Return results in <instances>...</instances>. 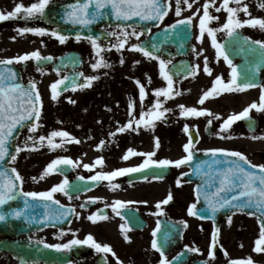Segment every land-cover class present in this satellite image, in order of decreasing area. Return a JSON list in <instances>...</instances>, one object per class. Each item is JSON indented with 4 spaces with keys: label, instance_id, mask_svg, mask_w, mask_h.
<instances>
[{
    "label": "flooded vegetation",
    "instance_id": "obj_1",
    "mask_svg": "<svg viewBox=\"0 0 264 264\" xmlns=\"http://www.w3.org/2000/svg\"><path fill=\"white\" fill-rule=\"evenodd\" d=\"M62 1L64 0H50V3ZM34 2H38V0H0V10L7 12L14 10L17 3L30 6ZM175 2L176 0H171L172 10L164 17L163 22H159L157 27H150V31H142L138 28V32L144 33L139 36L138 41H143L148 39L154 31L160 32L165 29L164 27L176 23L177 20L192 16L197 8L200 9V12L193 19L191 29H189V38L182 39V46H179L181 42H179V36L175 34L172 41L176 47H165V52L160 54L161 58L166 61L171 60L167 67L174 65V71L177 75L173 78V90L181 93L166 101L163 96L160 97L162 101H165L160 110L162 111L163 108L172 110L167 112V114L170 113L169 118L154 121V129L141 124L139 131L128 130L122 133L116 131L117 128L126 125L127 121L132 118L129 115L130 101L135 102L133 115L139 119L141 110L147 111L155 103L156 96L153 90L167 86V81L159 75L158 61L146 57L147 59L141 61L138 68L127 69L132 74L133 80L126 85L128 92L119 93L115 89L111 106H99L97 102L94 104L97 113L93 117H88V114L83 115V122L75 129L76 138L80 141V143L75 144L78 145L79 149L69 150L68 144L72 142L67 138L61 139L65 140L61 147L54 150L48 147L49 157H70L77 164L76 167L71 165L69 170L53 173L59 178V183L63 181L65 176L69 182L68 195L57 192L54 196L64 207L74 208L75 212L80 215L76 216L73 213L60 228H46L29 235L10 237L16 243L33 242L37 245H45L66 243L73 238L84 239L88 233H91L98 242L109 244L116 256L113 257L111 253H97L90 245H78L74 246L70 252L57 251L53 258L51 254L40 251L36 254L40 256L38 258L43 259L29 261L21 260L19 249H16L13 255L5 252L0 253V264H46V262H50V264H105V258L107 264H119V261H122L123 264H159L161 256L159 251L152 248L153 239H156L158 243L163 242L164 253L168 260L172 261V264H203L204 261H209V264H226L234 260H243L238 256L240 251L250 252V257L254 262L264 263V252L254 251L256 246L254 240L259 238L260 226L255 218H251V228L248 230L247 227L244 228L245 217L247 216L243 214H237L241 215L240 217H232L230 225L227 218L218 220L217 227L220 231L216 246L214 249H210L214 231L212 223L210 221L198 223L196 216L188 213L189 206L196 203L194 185L191 182H182L181 186L178 187L176 184L178 178L182 181H188L185 177L180 176L182 172L188 171L187 165L180 167L172 165L156 171L162 174V179H153L154 171H145L135 174L126 173L122 176L113 177L111 181L99 180L98 185L86 183L77 187L71 186L76 179L90 180L88 178L99 171L112 172L120 168L135 167L143 163L145 159H149L144 155L137 154L131 155L128 160H123L122 157L131 147L136 153L155 152L151 159H180L187 154L183 145L188 142L190 136L195 142V148L199 149L196 153H204L211 148H224L246 154L254 164H264V138H252L253 136L264 137V111L252 109L249 113L251 120L244 118L235 121L230 129L224 132L220 130L221 124L229 115L238 114L253 102L260 103L261 92L264 91V50H261L259 45H254L256 50L253 52L249 50V47L253 46V41H264V30H260L258 26L256 28L244 26L237 29L233 37H229L226 31L216 33L217 42L225 45V51L232 59L233 66H236L237 71L241 73L239 79L246 78L255 86L243 91L223 92L219 96L213 95L201 105L199 100L203 92L213 87V82L217 76L222 75L225 82L231 79L232 66L223 57H217L216 49L207 32L202 42L197 39L199 35L198 18L203 14L202 6L205 0H195L191 9L181 0L182 11L179 16L175 12ZM244 2L249 5L251 17L264 18V8L259 7V3L264 2V0H244ZM221 3L222 0H215V6L209 8L210 14L219 18L211 21L210 27L219 28L227 20L228 13L226 10L216 11ZM229 6L236 7L237 5L230 2ZM238 16L241 20L250 18L244 12H239ZM36 20L44 28L53 29V27L43 24L39 18L25 20L23 14L15 19L0 22V60L20 55L21 46L19 42L24 46L34 47L35 34H20L18 29L36 27ZM101 30L104 33L123 31V29H116L115 26L103 27ZM178 31H180L179 28L175 30V33ZM186 31L184 29V32ZM70 40L72 45L58 54L71 49L77 50L82 54L83 64H85L87 53L96 54L88 40L81 39L79 42L75 39ZM111 42L115 44L116 38L109 37L106 42L99 40L101 45H107ZM193 46L200 52L199 56L193 51ZM241 46L243 51L240 50ZM178 49L185 51L183 54H178L176 51ZM51 56L56 57L57 54ZM142 56L144 55L142 54ZM204 57L208 58V67L212 70L211 75L203 71ZM197 64L200 65L198 74L195 76L187 75L189 68ZM13 65L21 70L27 65V62L16 63L14 61ZM180 72L186 75H178ZM146 74L150 75L151 82L148 81ZM63 75L64 73L61 77ZM136 78L145 85L147 92L142 103L139 86L135 83ZM181 97L187 99L186 105L188 107L208 109L211 113L218 114L220 119H215L210 115L192 117L186 121L191 122L189 132L184 131L183 139H181L178 130L180 110L178 99ZM91 109L90 107H82L81 111L85 113ZM146 119H150V117H146ZM209 119L212 120L211 126H208L207 123ZM164 125H169L171 128L166 133V139H164ZM133 127L136 125L134 124ZM174 127L177 131L173 129ZM170 131L172 138L169 135ZM110 133L116 134L112 136ZM217 133L220 134L217 135ZM155 137L160 140L158 149L155 147ZM101 140L105 143L98 148L97 145L100 144ZM98 157H103V165L95 164ZM21 164L29 169H35L39 165V161L27 158ZM84 164L95 166L89 170L83 166ZM145 176L148 178L144 179ZM80 177L84 179H80ZM110 183L119 185V187L113 189L109 187ZM170 191L173 200L167 205H161L163 211L158 210L156 208L157 202L164 200ZM91 197L98 199L93 203L89 200ZM116 200L133 203L121 208V215L117 216L111 208ZM142 201H147V203H141ZM82 204L86 206L81 207ZM106 205L108 206L106 207ZM93 214H107L108 219L93 223L87 219L89 215ZM182 221H187V227ZM122 224L130 225L128 230L130 242L126 241L122 235L123 230L120 227ZM61 228L64 229L63 235L60 234ZM154 230H156L155 237L153 236ZM4 238L0 236V240ZM185 246H189V248L198 247L201 251L191 252ZM210 250L214 252V258L209 257ZM178 256H180V260L174 259ZM52 259L59 263H55Z\"/></svg>",
    "mask_w": 264,
    "mask_h": 264
},
{
    "label": "snow or ice",
    "instance_id": "obj_2",
    "mask_svg": "<svg viewBox=\"0 0 264 264\" xmlns=\"http://www.w3.org/2000/svg\"><path fill=\"white\" fill-rule=\"evenodd\" d=\"M184 3L187 4V7L191 9L193 7V3L189 2V0H183ZM230 2H234L237 6L231 7ZM50 0H38V2L32 3L30 6H25L23 3H17L15 5L14 10L11 11H3L0 10V22L7 21L9 19H15L21 14H23V18L25 20L29 19H43L45 17V10L49 5ZM215 6V0H205L203 7V14L198 18V29L199 35L197 39L201 42L203 41V37L205 33L211 37L214 48L216 49L217 57H223L227 63L232 66L231 67V79L228 82L223 80V76H217L213 82V87L207 91L203 92L202 97L199 100V103L204 104L205 100L213 95L219 96L223 92H233V91H243L247 88L254 87L255 85L250 81L245 79H239L241 77V73L237 71V67L233 66L232 59L229 58V54L225 51V45L220 44L216 40V33L218 31H226L229 37H233L236 34V30L242 28L244 26H251L253 28L259 27L260 30H264V18L251 17V13L249 12V5L244 2V0H222V3L219 8H216V11L219 12L221 9L226 10L228 13L227 20L224 24H222L219 28L210 27L209 23L211 21L218 20L217 16H213L209 12L210 7ZM260 8H264V2L259 3ZM111 9V15H114L117 21H129L134 17H138L140 20L144 21H160L163 22L164 17L168 15V12L172 10L171 0H76V3L69 6L70 10H66V20L70 21L72 24L81 25L85 28L88 26L99 23L102 20L106 12L104 10ZM181 0H176L175 2V12L176 15L179 16L181 14ZM200 12V9L197 8L196 12L193 13L192 16L185 17L181 20H177L175 24L167 26L168 28L175 31L178 25H187L189 29L192 27V22L194 17ZM239 12H244L250 18L241 20L238 16ZM116 29H123V31H110L106 33H101L106 37H115L116 43L109 45L107 50L111 48H115L117 51L124 49L128 44V40L135 36L137 39L140 35L144 33L137 32L132 25L129 24H116ZM129 28H132V31H128ZM150 31V29H148ZM20 34L25 33H34L38 35L50 34L52 37L58 38L60 43H65L70 37L68 35H64L58 29H47L44 27H22L18 29ZM76 41H80L81 39L88 40L93 46L98 59L95 63L91 65L93 69H100L101 67H111V64L105 59L102 54L106 48L99 43L100 36L96 35H87L84 36L82 32H76L74 36ZM15 39V37H13ZM250 39V38H249ZM253 46L249 47L250 51H255L254 45H259L261 50H264V41H253ZM152 48H155L156 45H151ZM130 50L139 51L145 57L152 60L155 59L158 61L159 65V75L167 81L166 87H159L154 89V93L156 96L155 103L151 108L147 111L141 110L139 119H136L133 115L135 112V102L130 101L129 104V115L132 116L127 121L126 125H123L117 128V132H125L128 130L139 131V126L143 124L145 127H151L154 129L155 124L154 121L166 119L165 113L171 112V109L163 108V103L174 96H178L181 93L179 91L173 90V76L168 70L167 65L171 63V60H165L161 58L160 55L155 54L153 51L149 50L148 47L142 46L140 43H133L130 45ZM243 51V47L240 48ZM193 51L196 52V55L199 56L200 52L195 49L193 46ZM30 59H34L37 62L52 60L51 56H42L39 50H34L29 53H24L23 55H18L13 58H8L6 60H0V65L4 66L0 68V162L5 160V157L10 156L11 161H16L18 155L24 150H37L38 147H43L45 141L47 145L51 149H55L63 146L65 140H61L60 143H56L54 138L62 137L69 138L70 142L80 143L76 137L71 136L70 133L64 130H53L50 132L48 136L40 135L38 138L39 145L36 144L34 136L29 135L26 137L23 147L16 145L15 151L10 152V141L15 140L17 137L15 134L22 128L27 127L30 133H36L37 130L42 127L40 121L43 112V100L41 93L37 87V84L34 80L29 82V86H25L24 84L18 82L19 73L12 67H8V65L20 62H27ZM120 63H124L123 57L120 59ZM139 61H134L133 64H138ZM200 70V65L191 66L188 70L187 75L195 76L198 74ZM37 71H42L41 67L37 66ZM183 71V69H181ZM203 71L211 75L212 70L208 67V58L204 57V66ZM59 72V69H57ZM78 76H84V73H78ZM147 79L151 82L150 75H147ZM99 79L98 76H86L84 77V83H77L75 79L72 81V89L73 91L77 89H82L84 87H90L92 82ZM68 80V77H62L60 79L55 80L50 84L51 90V98L54 101H57L60 95L61 86H63L64 90L67 89V85L65 81ZM135 83L139 86V94L141 103L144 101L147 92L145 89V85L140 81V79L136 78ZM163 96L165 101H162L160 97ZM70 103L75 104L76 101L72 100L71 97L68 98ZM178 107L181 109L180 115L182 117H200V116H213L215 119H220L218 114L211 113L210 110L204 108H196V107H185V105L180 104ZM252 109H256L258 111H264V91L261 92L260 103L257 104L253 102L249 106L245 107L241 112L231 114L223 121L220 126L221 132H224L231 128L232 124L235 121L248 118L251 120L249 113ZM86 111V109H85ZM146 117H150V119H146ZM208 126H211L212 120H208ZM136 127H133V125ZM251 127V124H250ZM184 131L189 132V126L186 124L184 126ZM116 133H110V135L115 136ZM220 133H217L219 135ZM228 138V137H224ZM253 139H260L264 137H256L253 136ZM155 147L158 149L160 146V140L158 137H155ZM29 141H32L31 146L29 145ZM104 141L101 140L100 144L97 147H101L104 145ZM184 150L186 151V155L181 157L180 159L172 160V159H151L155 155V152L148 153H136L135 150L129 148L127 153L122 157L123 160H128L131 155H144L149 159H145L143 163L135 167H127L116 169L112 172H104L99 171L94 176L89 177L88 179L92 181H99L107 179L111 181L113 177L122 176L126 173H134V172H142L144 169L154 168V169H164L168 166H176L180 167L182 165H188L191 172L201 178L203 181V185L197 184L195 187V196L197 202L201 199L204 201L206 205V211H210L211 216L205 214L204 212H199L197 209V203H193L188 208V213L190 215L196 216L199 215L200 219H213L215 218L218 211L228 208L234 209L235 211L244 212L249 208H255L258 213H260V235L259 238L255 241L254 251L260 253L264 252V164H254L247 157L246 154L235 151L228 150L224 148H211L206 151L210 153L213 157L211 161L203 160L199 163L193 165L195 152L199 151V149L195 148V142L191 138H189L188 142L183 145ZM219 154H223V159L217 158ZM95 164L103 165L104 159L103 157L96 158ZM59 165H72L76 167L77 164L70 157H57L52 160L45 168L44 172L41 173V179H43L46 175L54 173L59 170ZM85 168L91 170L95 165L93 164H84ZM206 168V170H205ZM7 168L0 169V206H4L8 204L9 201H14L17 199L19 195L21 198L25 200L24 208L29 206L28 198H32L33 206H39L43 204L45 209H52L53 205H59L60 202L55 199L54 194L57 192H62L65 195H68L67 189L69 188V182L67 177L65 176L63 181L59 184L53 185L47 191L41 192H24L23 191V176L20 172L12 167L10 170ZM14 174V175H12ZM188 173H181V177L187 176ZM148 177L145 176L144 179ZM162 174L160 172H153V179H162ZM35 179V177H33ZM80 179H84L80 177ZM182 182H190V181H182L180 178L177 179V186H181ZM109 187L115 189L119 187L116 184H109ZM235 193V194H231ZM231 194V195H230ZM39 198V199H38ZM71 199V197H69ZM98 198L91 197L89 200L93 203ZM173 200V195L171 191L168 196L162 200L158 201L156 204V208L160 211H163L161 205H167L170 201ZM47 201H51L49 204ZM133 203L131 201H122L116 200L114 204L111 205L113 212L116 213L117 216L121 215V208L126 207L127 204ZM141 203H147V201H142ZM86 205L82 204L81 207H85ZM108 205H106L107 207ZM75 213L76 216H79V213L75 212L74 208H64L61 206L58 210L46 211L41 217V222H47L52 224L55 220H63L66 217ZM235 212L232 213L234 215ZM256 213L249 211L248 215H255ZM11 215L20 219L23 216H26L24 209L17 208L12 210ZM232 215L227 216V221L229 225L232 221ZM29 222L32 221V217H27ZM88 220L93 223L108 219L107 214L99 215L93 214L87 217ZM7 216L5 212L0 211V222L6 221ZM182 223L187 227V221H182ZM55 226V224H52ZM122 235L124 239L130 242L131 238L128 236V230L130 229V225L122 224L121 226ZM219 227H216L213 232V242L210 245V249H214L216 246V241L219 235ZM61 235L64 234V229L61 228ZM156 230L153 232V236L155 237ZM40 243H43L40 241ZM78 245H90L92 248L96 250L97 253H111L113 257L116 256L113 248L106 243L98 242L94 235L88 233L84 239L73 238L66 243H58V244H45V247L55 249L57 251H71L74 246ZM191 252H200L201 250L198 247L185 246ZM152 248L156 249L160 252L161 259L159 260V264H172V261L168 260L167 256L164 253L163 247L158 243L156 239L152 241ZM183 255V254H181ZM209 257L214 258V252L209 251ZM176 260H180V256L174 258ZM119 261V258L117 257ZM105 264H107V260L105 258ZM119 264H123L122 261H119ZM203 264H209V261H204ZM231 264H254V261L251 257L243 260H234Z\"/></svg>",
    "mask_w": 264,
    "mask_h": 264
},
{
    "label": "rangeland",
    "instance_id": "obj_3",
    "mask_svg": "<svg viewBox=\"0 0 264 264\" xmlns=\"http://www.w3.org/2000/svg\"><path fill=\"white\" fill-rule=\"evenodd\" d=\"M36 27H43L38 20H36ZM137 32L138 30L135 29ZM128 31H132V28H129ZM138 39L133 36L128 40V44L124 49L117 51L115 48L107 50L108 46H104L106 50L102 53L105 59L111 64V67H101L100 69H93L91 65L96 62L98 59L97 54H92L91 52L87 53L85 61V70L86 76H98L99 79L92 82L90 87H84L75 91H69L66 94L59 95L57 101H54L51 98L50 84L54 82L59 75L53 73L50 69L41 68L42 71H37V67L34 65V59L27 61V65L22 70V78L24 81L34 80L37 84V87L41 93L43 100V112L41 117V125L36 133H30L26 127L19 134L16 145L23 147L26 137L33 135L34 139L38 138L40 135L48 136L53 130H64L71 134V136L76 137V127L80 126L83 122V115L88 114V117H93L97 110H95V103L99 106H111L114 98L113 92L116 91L126 92L128 89L126 87L128 82H133L132 74L127 71L133 68H138L141 64V61L146 60L147 58L142 56L138 51L130 50V45L135 43ZM111 44H113L111 42ZM21 46V53H29L34 50H39L43 55H54L60 53L62 50L70 47L71 40H67L65 43H60L59 40L55 37H52L50 34H45L43 36L35 34V44L34 47H28L19 42ZM123 57L124 63H120V59ZM134 61H139L138 64H133ZM165 83V82H164ZM128 92V91H127ZM84 95V97H82ZM71 97L72 100H75L76 103H70L68 98ZM85 98L84 100H82ZM180 104L188 107L186 98L178 99ZM82 107H90L91 110L82 113ZM179 110V135L183 139L184 126L187 124L191 126L190 120L192 116L182 117ZM170 113H165V117L169 118ZM69 117V119H67ZM168 129H171L169 125H164V139H166V133ZM175 131L177 129L173 128ZM172 138V133H169ZM62 137L54 138L56 143H60ZM69 139V138H67ZM37 145H39L38 139H35ZM32 141H29L31 146ZM47 142L45 141L43 147H38L37 150H24L19 155L16 161L12 162V165L20 172L23 176V189L26 191H47L53 185L59 184V179L54 175L48 174L43 179H41V173L44 172L46 166L54 159V157H49V149ZM78 148V145L75 142L68 144L69 150H74ZM138 148V147H136ZM131 149H133L131 147ZM29 158L30 160H38L39 165L35 169H29L26 166H23L21 163L23 160ZM35 177V179H33ZM244 228L250 229L252 221L249 218H246ZM256 239L254 240V242ZM237 256V255H236ZM239 257L248 258L251 256L250 252L240 251L238 253ZM258 260V259H257ZM259 260H261L259 258ZM263 260V259H262Z\"/></svg>",
    "mask_w": 264,
    "mask_h": 264
},
{
    "label": "water",
    "instance_id": "obj_4",
    "mask_svg": "<svg viewBox=\"0 0 264 264\" xmlns=\"http://www.w3.org/2000/svg\"><path fill=\"white\" fill-rule=\"evenodd\" d=\"M75 3H76V0H66L64 3H62L60 5L51 6L50 8H48V10L45 11L44 20L47 23H52V24H56V25L61 26V28L59 30L61 31L62 34L68 35V36H73V37L75 36L76 32H82L84 36H87V35L99 36L101 33L99 31H97V27H99L103 24H117V23H119V24H137L139 26L144 27L147 25H156L158 22V21H144V20H140L138 17H134L133 19H131L129 21H117L115 16L111 15V9L109 8V9L104 10L106 12V15L102 20H100L99 23L92 24V25L88 26L87 28H85L81 25L72 24L70 21L66 20V10H70L69 6L73 5ZM178 27H186V25H178ZM167 32L168 31H166L165 33H167ZM171 32H172V30H171ZM170 35L171 34H169V33L162 34V35H153L151 38L152 39L151 44L149 45V50L152 51L153 48L151 47V45L155 44V41L161 42L162 39H164V41L166 42V40L168 39L167 36H170ZM172 37H173V35L170 36V39H172ZM154 38H155V41L153 42ZM155 45H156L155 49L158 50V45L157 44H155ZM142 46H144V45H142ZM76 61H78L77 55H75L74 53L66 54L64 57L58 59V63L55 65V67H58V66L65 67L66 63L70 64V62H76ZM49 62H51V61L50 60L46 61V63H49ZM3 67L4 66L0 65V68H3ZM8 67H12V66H8ZM70 67H72V66L70 65ZM73 79H75L77 82L76 76L72 75L68 80L65 81V84L68 87L72 86ZM18 82H20L19 77H18ZM25 86H29V84H27ZM61 88H63V86H61ZM17 133L15 134V136L17 135ZM13 143H14V140L10 141V145H11L10 152H14ZM217 158L223 159V154H219ZM212 159H213V157L209 153V154L203 155L202 157H196L195 156L194 161L192 163H193V165H195L196 163H199L200 161H203V160L211 161ZM9 160H10V156L5 157V160L3 162H0V169L7 168L9 170V173L11 174V172H10L11 169L9 167H7V165H6ZM205 170H206V168H205ZM12 175H14V174H12ZM189 177L195 183V186L197 184L203 185V181L201 180V178L199 176H197L191 172ZM231 194H235V193H231ZM28 202H29V206L27 208H24L25 200L18 195L16 200L9 201L8 204H6L4 206H0V211L5 212V214L7 216L6 221L0 222V234H2V235H5V234H9V235L24 234V233H28L32 230H37V229H41L44 227L52 226V224H55V226H60L62 224V220H55L52 222V224H49L47 222H41V217L43 216V214L46 211L58 210L61 208L59 205H53L52 209H45L43 204H40L39 206H33L32 198H28ZM47 203L51 204L52 202L47 201ZM17 208L24 209L26 216H23L20 219L14 218L11 215V212H12V210H15ZM196 210H198L199 212H204L205 214L211 216L210 211H206V205L204 204V201L202 199L198 202V206H197ZM249 211L256 213L255 216H257L261 222L260 213H258L255 208H249V209L245 210L244 212L248 214ZM232 212H236V211L234 209H228V208H225V209L218 211L215 218H214V222L218 217L228 215L229 213H232ZM27 217H32L33 218L32 221L29 222ZM211 220H213V219H211ZM15 249H19L22 254H24V253L29 254L31 252L39 251L36 248H28V247L23 246V245H15L14 242H12V241L0 242V251L1 250H7L9 252H12V251H15Z\"/></svg>",
    "mask_w": 264,
    "mask_h": 264
}]
</instances>
